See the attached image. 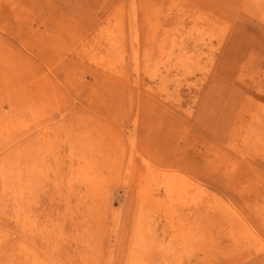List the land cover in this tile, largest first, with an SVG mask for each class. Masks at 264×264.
<instances>
[{
    "label": "rangeland",
    "instance_id": "1",
    "mask_svg": "<svg viewBox=\"0 0 264 264\" xmlns=\"http://www.w3.org/2000/svg\"><path fill=\"white\" fill-rule=\"evenodd\" d=\"M0 264H264V0H0Z\"/></svg>",
    "mask_w": 264,
    "mask_h": 264
}]
</instances>
